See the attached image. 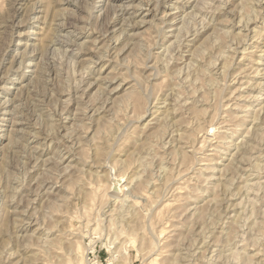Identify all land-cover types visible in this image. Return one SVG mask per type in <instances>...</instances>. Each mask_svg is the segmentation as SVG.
Returning a JSON list of instances; mask_svg holds the SVG:
<instances>
[{"label":"rangeland","instance_id":"374dc122","mask_svg":"<svg viewBox=\"0 0 264 264\" xmlns=\"http://www.w3.org/2000/svg\"><path fill=\"white\" fill-rule=\"evenodd\" d=\"M0 264H264V0H0Z\"/></svg>","mask_w":264,"mask_h":264},{"label":"bare ground","instance_id":"6f19581e","mask_svg":"<svg viewBox=\"0 0 264 264\" xmlns=\"http://www.w3.org/2000/svg\"><path fill=\"white\" fill-rule=\"evenodd\" d=\"M146 110V109H145ZM51 125V124H50ZM243 152V151H242ZM30 160V159H29ZM122 176H117V177H114L113 181H112V186L109 187L110 190L109 193H111V197H114V199L118 198V194H123L124 191H127L126 190V185H121V182H122ZM113 189V190H111ZM114 190H117V193H112ZM195 224V223H194ZM197 234V233H196ZM157 245V244H156ZM180 253V252H179ZM77 255V254H76ZM78 257V256H76Z\"/></svg>","mask_w":264,"mask_h":264}]
</instances>
